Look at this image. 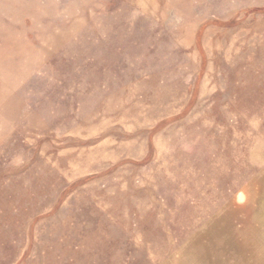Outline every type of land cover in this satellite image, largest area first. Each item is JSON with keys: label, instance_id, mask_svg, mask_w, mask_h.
<instances>
[{"label": "rangeland", "instance_id": "374dc122", "mask_svg": "<svg viewBox=\"0 0 264 264\" xmlns=\"http://www.w3.org/2000/svg\"><path fill=\"white\" fill-rule=\"evenodd\" d=\"M0 264H264V0H0Z\"/></svg>", "mask_w": 264, "mask_h": 264}]
</instances>
